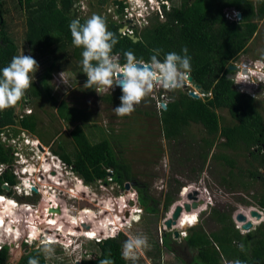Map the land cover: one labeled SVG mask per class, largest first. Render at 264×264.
<instances>
[{
    "label": "trees",
    "instance_id": "16d2710c",
    "mask_svg": "<svg viewBox=\"0 0 264 264\" xmlns=\"http://www.w3.org/2000/svg\"><path fill=\"white\" fill-rule=\"evenodd\" d=\"M93 1L100 7L111 3L115 15L119 17L126 6L119 0ZM171 5L168 12H163V22H159L155 16L142 31L134 29L135 36L140 39L138 42L118 32L121 25L103 16L108 29L118 41L113 52L123 64L126 51L133 52L137 59L148 61L153 49H160V59H163L169 52L181 53L182 49L187 48V54L191 57L192 81L210 97L193 99L179 90L171 92V102L161 101L166 105V110L159 106L156 108L161 135L168 144H175L183 140L189 127L199 126L204 133L200 141L202 164L208 161L209 152L216 149L210 162L219 170L218 185L228 193L248 192L254 183L261 185L262 190L252 199L264 212V117L258 100L234 91L233 82L227 79L229 67L248 54V45L259 32V23L264 19V0H182L179 7L173 6V3ZM230 11L240 13L241 20H229L226 16ZM9 13L15 16L24 14L22 45L32 51L48 48L56 70H65L72 62L82 68V49L73 47L69 30L73 19L79 18L81 23L88 19L80 15L79 0H0V70L10 63L13 56L18 55L19 42L14 41L12 27L6 22ZM86 89L89 93H95L92 89ZM27 94L29 98L42 100L41 91L35 83ZM120 95V89H116L100 99L117 106ZM218 111L227 113L228 123L224 124ZM134 112L148 115V112L136 108ZM38 123L39 115L36 113L15 117L12 108L0 111V131L18 127L23 132L36 134ZM70 136L72 153H68L63 146L52 153L84 185L93 186L100 179L107 182L106 169H111L113 181L120 188L126 183L133 185L140 197L141 207L148 214L159 213L155 202L151 201L146 190L136 184L130 167L124 164L107 137L90 143L79 127L73 129ZM12 154L11 149L0 141V165L10 166ZM239 159L242 163L238 162ZM9 171L5 168L0 174V195L11 194L6 192L3 185L9 188L15 185L14 176ZM173 197L172 194L165 196V212L171 209ZM231 216V213L211 210V218L220 228L210 234L200 227L190 230L185 244L197 255L187 261L174 251L176 258L182 264H264V226L243 236L235 229ZM124 239L121 235L115 240L99 242L95 258L85 259L81 264H103L106 261L128 264L120 254ZM172 243L170 235L164 237L163 245L168 251L173 250ZM32 258H38L39 264H48L45 254L38 249L23 256L19 264H28ZM8 261V247H4L0 251V264H8Z\"/></svg>",
    "mask_w": 264,
    "mask_h": 264
},
{
    "label": "rangeland",
    "instance_id": "374dc122",
    "mask_svg": "<svg viewBox=\"0 0 264 264\" xmlns=\"http://www.w3.org/2000/svg\"><path fill=\"white\" fill-rule=\"evenodd\" d=\"M119 1H123L128 6L133 18L124 17L125 20L121 21L120 17H116L111 3H106L100 7L93 0H79V12L81 16L83 15L86 18L100 13L101 16L110 18L114 23L120 24L122 22V27L126 25V28L129 27V24L134 23L140 31L150 24L148 21L150 17L153 18V15L159 14L157 11L153 14L151 9H149L148 13H143L144 8H134L129 3V0ZM169 1L175 7H179L182 2V0ZM169 8H171L170 4L166 6V10ZM154 9L157 10L158 7L154 6ZM160 11L163 13L162 10ZM6 18H8L6 22L12 27L14 41L19 42L18 55L23 50L25 55H31L39 65L33 83L41 91L42 100L39 99L37 103L27 104V94L15 107H12L15 117L27 115L31 111H37L39 123L36 134L23 132L18 127L0 131V141L13 152V162L10 168L8 166L2 168L0 165V174L5 168L10 170L9 172L14 176L15 185L11 188L6 185H3V187H7L5 189L6 192L9 191L11 193L10 196L14 197L19 204H29L33 209L28 211L29 213L34 212L33 214L27 213L24 215L22 212L19 213L20 219L17 221L18 223L25 216V220L34 221L33 223L44 232L47 228L41 227V222L48 217L46 216L47 208L54 206L61 209L62 212L51 214L52 219L48 220L49 222L52 220L57 222H53L54 224H51L52 228H48L49 231H53L51 237L59 235V238H57L58 240L61 239L59 242H62L59 245L56 244L57 246H51L55 251L51 258L46 257L48 264H81L85 259L95 258L96 254H98V242L85 237L94 238L97 236L98 239L104 240L108 232L109 235L114 234L111 229L116 227L107 226L106 228L103 223L110 224L112 223L110 221H113L119 227H123L121 225L122 222L119 223L117 219L120 216H123L122 221H125L123 223L125 225L123 227L125 237L123 242L128 238L129 234L143 233L148 237L150 247L142 253H138L139 258L135 264H182L176 258L177 254L174 251L178 252L185 260L191 261L197 253L187 249L185 241L181 237L176 240L175 229V231H169L165 227V222L172 213L170 210L165 212L163 209L164 198L167 194H172L174 200L177 201L176 203L184 200V198L181 199V196H179L180 193L177 195L175 191L176 187L178 189L179 184L181 185V190L190 187V189L198 193V199L204 201L202 211L204 209H207V211L200 215L198 225H195L196 227L194 228H203L209 234L220 228L212 220L211 210L231 213L236 229L240 226L235 221L238 215L249 216L251 208L259 210L257 202L252 199V196L262 190L261 185L254 183L248 192L237 191L228 193L222 189L218 185V182H220L219 170L210 162V157L217 152L216 149L209 152L208 161L205 165L202 164L200 141L204 138V133L199 126L189 127L183 140L178 143L168 144L163 139L159 124V113L156 108L158 106L157 102L166 100L170 94L161 93V90L156 86L152 93L136 107L141 112H148L147 116L133 112L129 116L119 117L113 111L118 105L114 106L100 99L103 95L110 92L98 95L97 93L87 92L86 87H83L87 77L77 63L72 62L65 70H56L48 48L32 51L20 43L23 41L25 30L24 14L15 16L9 13ZM162 21L163 19L159 16V22ZM241 60L250 61L251 64L264 60V19L259 23L257 36L248 45V54L244 55ZM251 69H253L252 74L260 77L258 70ZM61 72H64L61 80L65 84L60 81L59 74ZM233 76L238 77L239 75L235 73ZM249 84L253 85L254 90H256L255 99L258 100L260 112H262L264 117V104L262 105L264 102V86L258 87L259 84L254 78L248 80L246 85ZM178 90L182 91L181 88ZM159 93L160 95H158ZM162 97L163 99L161 100ZM217 114L223 118L224 124L228 123L229 119L225 111H218ZM76 127H79L85 133L90 143L100 141L103 136L112 142L116 153L124 164L130 167L136 184L146 190L151 201L155 202V205L152 203L150 205L152 204L158 209V214H145L143 217L141 216V222L135 225L132 221L139 220L140 217L137 215L138 210L136 211V208L128 205L130 200L134 201L129 197L131 196L130 193L125 200L118 202L120 196L125 195V190L116 185L107 184L85 186L76 174L72 173L68 168L65 169L63 163L53 155L52 151L57 150L59 146H63L68 153H72L73 145L70 133ZM34 143L37 145L35 146ZM38 144L44 147L45 151H40L37 148ZM45 157L47 161L43 160ZM238 162L242 163V160L239 159ZM48 164L50 167L52 166L50 170L53 174L48 173ZM56 166L58 169H56ZM50 176L58 177L57 179H60L59 182L62 185L56 186L53 182L51 184H53L54 188L51 187L50 190H46L44 186L42 187L44 182H39L38 180L42 179L43 181ZM28 182L32 184L29 189H26L24 184L28 186ZM129 185L130 187L133 186L132 184ZM32 187L37 189V193L30 197L25 196V189L28 196L30 193H34L31 190ZM75 188H79L80 191L76 192L74 196L72 190H75ZM16 191L17 193L21 192L20 197L17 196ZM127 197L130 199H127ZM8 204L7 206L10 207ZM126 207H128V210L130 209V213L131 211L134 212L128 218L124 215L126 210L123 215L121 214L123 213L122 210L117 211L119 208L126 209ZM20 208L24 209L23 205ZM109 208L112 209L110 213L105 210ZM82 209L84 210L81 211ZM85 210L88 212L86 216L82 214ZM139 211L141 210L139 209ZM18 212L19 209H17ZM36 213L41 214L42 219L38 218ZM184 220L185 217L182 218L180 223L182 224L180 228L183 229L181 233L189 235L190 230L193 228L185 230L183 228ZM253 222L259 225V222L255 220ZM85 226H90L92 229L88 230ZM259 226L254 227V230ZM58 227H61V233H56ZM126 227L130 229L128 230ZM17 230L21 234L20 238L16 236L17 234L4 235V232H0V246L5 245V247H8V264H19L21 258L33 249L40 248L42 250L44 247L40 242L32 246L23 244L24 239H28V231L25 226L21 230L17 226ZM66 233L77 237L74 238L70 234L68 237ZM166 234L171 235L173 250L168 251L163 245V239ZM30 240L32 239L30 238ZM38 241H41V239ZM127 263L132 264L131 261H127Z\"/></svg>",
    "mask_w": 264,
    "mask_h": 264
},
{
    "label": "clouds",
    "instance_id": "9594fccd",
    "mask_svg": "<svg viewBox=\"0 0 264 264\" xmlns=\"http://www.w3.org/2000/svg\"><path fill=\"white\" fill-rule=\"evenodd\" d=\"M164 2H166L168 5L169 0H129V3L134 8H141V9L144 8V10L142 11L143 13H148L149 9L153 11V14L156 13V11L159 12L158 15L157 13L153 15V17L157 16L158 19H159V16L163 19V13H161L160 10H162V12L167 11L166 10L167 5H165ZM122 3L125 4L123 1ZM154 6H157L158 9L155 10ZM125 8H128V6L126 5L124 9ZM231 12L233 14L236 13L237 16L239 15L238 12H234V11H230L228 12V14H230ZM116 17H119V15ZM120 17H121L120 20L123 21L124 12L122 15H120ZM149 19H151V17ZM149 19L148 21H150ZM236 21H240V20H236ZM121 23L122 22H120V25ZM136 28L139 29L137 25H134V23H132V26L131 27L129 26L128 28L122 27L121 25L118 32L124 29L123 33L120 32L121 34L128 35L129 37L130 35L135 36L134 29ZM126 29H129V30L131 29L130 31H132V33L127 32ZM69 30H70V34L72 37L73 47L82 49L81 51L82 59L80 63L82 66V72L87 77L86 82L84 83L83 87L92 89L98 95L105 93V92L111 93L112 91L116 90L115 88L118 87L121 91V95L119 97L120 103L117 107L113 109V111L119 117H125V116L131 115L135 111L136 106L140 105L141 102L150 93H152L154 88L157 86V83H159L162 87L167 88L165 90L160 89L161 93L166 92V94H170L171 92H175V90H178L179 88H181L182 91L180 90L179 91L187 94L189 97H190V94L197 96V99H201L203 97H210V94L207 92H206L207 95H203L202 92L204 91H202L201 89H197L196 87L197 85H195V83L192 81V77L190 75L191 57L188 56L187 54V48L182 49L181 53L169 52L164 55L163 59H160L161 50L153 49L152 50L153 54L150 56L148 61H145L143 59H137L133 52L126 51L123 54L125 62L121 64L120 57L113 52V49L115 45L118 43V41L115 37V34L108 29L106 20L103 16L93 14L91 17L86 19L83 23H81V20L79 18L73 19L69 24ZM246 63L249 65L248 67L246 66ZM230 67L238 68V71H232V72L229 71L230 74L227 75V78H228L229 76H233V74L238 73L239 76L235 77L236 79L234 81H231L233 82V85L235 84L240 85L239 79L240 77H242V79H245L247 82L249 79L251 80V78H254V80L258 82L259 84L258 87L264 86V83L262 82V78H264V60L262 61L260 60L259 62H255L253 64H251L250 61H247V60H240L237 64L235 63L234 65ZM251 68L258 70L260 77H256L254 74H252L253 69ZM38 69H39V65L37 61L31 55H25L22 50L21 54L13 56L10 63L7 66H5L2 70H0V111H4L6 109L15 107L18 104V102H20L23 98L26 97L27 91L32 88V84L35 79V74L38 71ZM243 70H246L248 72L247 75L243 74ZM63 76H64V72H61L59 74V78L61 82H62L61 78ZM189 79H191V81H189ZM62 83L65 84L64 82ZM242 86L248 87V88L251 87L254 92L256 91L254 90L255 88L253 87V85L251 86V84L249 85L243 84ZM158 95H160V93ZM247 95L255 97V93L247 94ZM163 101H165V103H169L171 102V99L168 97L166 100H163ZM1 167L4 168L6 166L1 165ZM106 180H107V177H106ZM101 181H102L101 183L103 184L118 186L113 181V178L110 181L107 180V182H104L103 180ZM82 184L84 183L82 182ZM96 184H99V181H97L95 185ZM126 185H129V184L126 183L124 184L123 188H121L122 190H125L124 191L125 195L120 196L118 202L125 200L127 194L130 193L132 195L133 197L132 200H135V201L134 203H132L130 200L128 202V205L134 206L133 208H136V211L138 210L137 215H139L140 219L132 221L133 223H135V225H138L141 222V216L142 217L144 216V209L141 207L140 197L137 194V192L133 189V187L131 188L130 185H129L130 190L126 191L125 189ZM188 188L190 187L183 188L182 190L181 188H179L178 189L179 191L177 190L175 191L177 192V195H179L180 193L179 196H181V199H183L182 192ZM175 189H177V187ZM190 191L191 192H189L184 197V200L179 201V203H176L177 201L174 200L173 205L170 207L171 208L170 211L172 214L175 210V207L182 206V204H189V205L192 204V202L191 203L187 202V199H186L188 195H192L194 192V190L192 189H190ZM26 195L28 196L27 193ZM17 196L20 197L21 192H18ZM197 196H198V193H197ZM197 196L196 198L198 199ZM2 197L9 201L14 202V204L17 205V207H20L21 205H23V207L24 206L31 207L29 204H26V205L23 203L19 204V202H17L14 197H11L8 194L0 195V198ZM199 201H203V200L198 199L197 202ZM137 207H139L141 211H139ZM202 208H204L203 204L200 205L196 211H194V213L198 212V222H199L200 215H202L203 213H205V211H207V209L206 210L204 209L203 211L200 212V209ZM83 210L84 209H82L81 211ZM129 210H126L125 212L126 214H124L126 215V218H128V214L130 213ZM252 211H256L259 214H261L262 216L261 220L258 221L257 219L252 218L250 216V213ZM250 213H249V216H246L244 214H240V215H244L247 218V222H251L254 227L260 225L258 227L260 228L264 226L263 224L264 223V212L263 211H261L260 209L258 210V209L251 208ZM172 214L171 216H169V219L166 222H168L171 219ZM121 218H123V216H121ZM254 220L259 222V225H255V223L253 222ZM47 222L49 221L44 222L43 225H45V223ZM198 222H197V225H198ZM179 223L176 227H179ZM236 223L238 222L236 221ZM238 224L240 226L237 229L235 227V229L238 230L240 234L243 236H246L252 231H255L256 229H258L256 228L254 230V227H253L252 230L245 231L243 230V226L245 224L244 223H238ZM121 225H123V227L125 226L123 223ZM25 226H29V223L28 222L25 223ZM123 227L118 226L116 228H112L111 231L114 234L109 235V232H108V235L106 234L105 236L106 238L104 237V240L98 239L97 236L95 238H89L87 236L86 237L84 236V237L92 241H97L98 243L102 241L115 240V239H118L121 235L124 236ZM176 227H173L171 231H173L174 228ZM48 228H52V225ZM48 228L44 232L41 233L42 235H40V238L34 239V240L33 239L30 240L31 233L30 231H28L30 234L27 237L28 239H24L23 244L32 246L33 244L40 242L41 245H44L42 249L43 254H45L47 258H51L55 250L50 245L57 246L59 245V242H56L55 240L53 241L50 240L51 238L48 237V233L50 232ZM192 228H189V230ZM127 229L129 230L130 228H127ZM57 230L59 232V228H57ZM175 230H176V233L179 234L178 239L181 237L185 241L188 238L189 235L187 233L182 234L181 229H178V230L175 229ZM167 235L168 234H166L165 237ZM70 236L74 238L77 237L74 235H70ZM39 239H41V241H38ZM4 247L5 245L0 246V251ZM149 247L150 245L148 242L147 235L143 233L129 234L128 238L121 245V253H120L121 258L124 259L125 261H131L132 264H135V262L139 258L138 253H142L144 250L148 249ZM38 251H41V249H38ZM28 264H39V260L38 258H32L29 260ZM103 264H111V261L103 262Z\"/></svg>",
    "mask_w": 264,
    "mask_h": 264
},
{
    "label": "bare ground",
    "instance_id": "6f19581e",
    "mask_svg": "<svg viewBox=\"0 0 264 264\" xmlns=\"http://www.w3.org/2000/svg\"><path fill=\"white\" fill-rule=\"evenodd\" d=\"M240 85L242 86L243 84L244 85H246V80L245 79H242V77H240ZM27 143V142H26ZM35 144V146L37 145L36 143H34ZM40 144H38V146H39ZM41 146V145H40ZM42 147V146H41ZM43 148V150L45 151V149H44V147H42ZM46 156V155H45ZM48 167H47V169H48V173H50V169H51V167L49 166V164L47 165ZM58 169V168H57ZM26 172V171H25ZM44 172V171H43ZM56 173V172H55ZM50 174H53V173H50ZM36 175V174H35ZM49 176V175H48ZM42 177V176H41ZM45 178V177H44ZM58 177H53V176H50V177H46L45 178V180H43L42 181V179H40V180H38L39 182H44V183H42V187L44 186L45 188H46V190H50L51 189V187H53L52 185L53 184H51V183H53L54 182V184L56 185V186H60V185H62V184H60V182H59V180L60 179H57ZM49 180H50V182H49ZM31 182H28V186H26L25 184H24V187H26V189H29L30 188V186H31ZM50 185V186H49ZM54 188V187H53ZM78 190H79V188H76L75 189V191H69V192H72V194L75 196V194H76V192H78ZM189 192H191L190 191V188H188V189H185L183 192H182V197H185V196H183V195H187ZM127 195H129V194H127ZM129 197H131L132 199H133V197H132V195L131 196H129ZM129 197H127V199H130ZM6 201H7V203H9L8 205L10 206V207H8L7 206V203H6ZM135 201V200H134ZM134 201H131L132 203H134ZM2 204V205H1ZM6 207H4V206ZM106 205V204H105ZM0 206H1V210H0V232L2 231V232H4V235L6 234H17L16 236H18V238H20L19 236L21 235V234H19V231L17 230V226H18V229L19 230H21V228L23 227V226H25V223H29V226H25V228H26V230L27 231H30V233H31V235H30V238L31 239H38V238H40V235H42L41 233L43 232V231H41L33 222L34 221H32V222H30V220H25V216L23 217V219H22V221L20 222V223H18L17 221L20 219V217H19V213H21L22 212V214L24 213V215L25 214H27V213H29L28 211H31V210H33L31 207H26V206H24V209H21L20 207H17V205H15L14 204V202H12V201H9V200H6L5 198H0ZM130 206V205H129ZM128 206V207H129ZM17 207V208H16ZM128 207H126V209L125 208H119V210H117V211H120V210H122L123 211V213H121L122 215L124 214V211L125 210H128ZM130 207H134V206H130ZM17 209H19V212L17 213ZM3 210V211H2ZM106 210V212H108V213H110V212H112V209H105ZM174 210V209H173ZM60 211H61V209H59L58 207H54V206H50V207H48L47 208V211H46V216H48L47 217V219H45V220H49V219H52V217H51V214H53V213H57V212H59L60 213ZM202 211V209H200V212ZM62 212V211H61ZM133 211H131V213H132ZM34 212H32V213H29V214H33ZM86 213H88V212H86V210L84 211V212H82V214L84 215L85 214V216L87 215ZM82 214H81V216H82ZM134 214V212L131 214V215H133ZM193 214H196L195 215V221L196 222H198V212H191V213H184V215H183V217L185 216V215H188V216H190V215H193ZM90 215V214H89ZM129 215L130 214H128V217H129ZM28 216V215H27ZM26 216V217H27ZM92 216V215H91ZM121 217V216H120ZM120 217H118L117 219H118V222L120 223V222H122V223H125V221L123 222L122 220H123V218H121V219H119ZM182 217V218H183ZM192 216H190V217H188V218H191ZM131 218H132V216H131ZM182 218H181V220H180V222L182 221ZM42 221L41 223H42V225H41V227H46V228H48V227H50L51 226V224H54L53 222H55V223H57L55 220H52L51 222H47V223H45V225H43V223L44 222H46V221ZM126 220H128V219H126ZM191 220V223H192V221H193V219L191 218L190 219ZM36 221L37 222H39V220L38 219H36ZM107 221V220H106ZM110 222H112V223H110V224H105V223H103V226L105 225V227L107 228V226L108 227H112V225H114V223H113V221H110ZM102 223V222H101ZM121 223V224H122ZM97 224V223H96ZM185 223H183V225H184ZM181 225L182 224H180L179 223V227H176V228H174V229H181L182 231H183V229L182 228H180L181 227ZM197 225V224H196ZM256 225V224H255ZM116 227H118V225L116 226ZM59 228V232L61 233V231H62V229H61V227H58ZM190 228V227H189ZM189 228H186V229H189ZM192 228V227H191ZM92 228H90V229H88V230H91ZM173 229V228H172ZM185 229V230H186ZM49 230V229H48ZM56 232H58V230L56 231ZM22 233V232H21ZM28 234H27V237L29 236V232H27ZM52 233H53V231H50V234H48V237L49 238H51L50 240L51 241H53V240H55L56 242H59L60 240H58V236L59 235H57V237L54 235L53 237H51V235H52ZM69 234L70 233H66V236H68L69 237ZM70 235H72V234H70ZM15 236V235H14ZM79 236V235H78ZM63 237V236H62ZM87 237H89L90 238V236H87ZM22 238V237H21ZM92 238V237H91ZM95 238V237H94ZM68 239V238H67ZM14 240H15V238H14ZM19 240V239H18ZM21 240V239H20ZM59 243H62V242H59Z\"/></svg>",
    "mask_w": 264,
    "mask_h": 264
},
{
    "label": "water",
    "instance_id": "95a60500",
    "mask_svg": "<svg viewBox=\"0 0 264 264\" xmlns=\"http://www.w3.org/2000/svg\"><path fill=\"white\" fill-rule=\"evenodd\" d=\"M230 14L233 15L232 12ZM238 14L239 15L238 16L236 15V18H237V20H241V18H242L241 17V14L240 13H238ZM123 31H124V29L120 30L119 32L123 33ZM130 38L133 39L134 42H138L140 40L138 37H135L134 35H130ZM246 66L248 67L249 65L246 63ZM229 71H231V72L232 71H238V68H236V67H230L229 68ZM247 73L248 72L246 70H243V74L244 75H247ZM227 79L230 80V81H234L236 78L234 76H229ZM189 81H191V79H189ZM262 82L264 83V78H262ZM196 87H197V89H200V87H198V86H196ZM232 89L234 91H239V92H242V93H245V94H254L255 93L251 87L248 88V87L241 86L239 84L233 85ZM202 94L203 95H207L206 92H202ZM190 97L193 98V99H197V96H195L193 94H190ZM161 108L163 110H166V106L164 104H161ZM37 148L40 151H43V148L40 145ZM3 188L4 189H7L6 186H4ZM125 189H126V191L130 190L129 185H126ZM31 190L34 193L37 192V190L34 187H32ZM196 196H197V193L196 192H193L192 195H188L186 197L187 201L192 202L191 205H189V204H182V206L175 207V210H174V212L172 214L171 219L168 222L165 223V225H166V227H167L168 230H171L173 227H176L178 225V223L181 220V218L184 215V213H191L193 211H196L199 208V206L203 204V201L197 202L198 199L196 198ZM36 215H37L38 218H41L42 219V215L41 214H38L37 213ZM250 216L252 218L257 219L258 221L261 220V218H262L261 214H259L256 211H252L250 213ZM236 221L238 223H244L245 224L243 226V230H245V231H250L254 227L251 222H247V218L244 215H238L236 217ZM85 227L87 229L90 228V226H88V227L85 226ZM178 237H179V234L178 233H175V238L178 239Z\"/></svg>",
    "mask_w": 264,
    "mask_h": 264
},
{
    "label": "flooded vegetation",
    "instance_id": "af4514ba",
    "mask_svg": "<svg viewBox=\"0 0 264 264\" xmlns=\"http://www.w3.org/2000/svg\"><path fill=\"white\" fill-rule=\"evenodd\" d=\"M168 4L171 5L172 3L169 1ZM171 6H172V5H171ZM170 9H171V8H169L167 11H169ZM149 20H150V19H149ZM164 20H165V19H164ZM121 25H122V24H121ZM128 26L131 27L132 24H129ZM123 27H126V25H123ZM119 29H120V28H119ZM27 96H28V95H27ZM25 101H26V100H25ZM38 101H39L38 99H36V98H33V99H32V98H29V96H28V100L26 101V103H27V104H28V103H32V102H34V103L36 102V103H37ZM34 113H36L37 115H39V114L37 113V111H36V112H35V111H31V113H30L29 115L34 114ZM18 117H22V115H20V116H18ZM57 134H58V132H57ZM43 160L45 161V160H46V157H45V159H43ZM48 160H49V159H48ZM46 161H47V160H46ZM8 168H10V166H8ZM8 168H7V169H8ZM56 169H57V166H56ZM44 170H45V169H44ZM39 172H40V171H39ZM42 172H43V171H42ZM42 172H41V173H42ZM50 173H51V171H50ZM131 187H132V186H131ZM75 189H76V188H75ZM36 190H37V189H36ZM72 191H75V190L73 189ZM79 191H80V189L78 190V192H79ZM25 192H26V191H25ZM26 193H27V192H26ZM26 193H25V196H27ZM36 193H37V192H36ZM33 194H34V193H30L29 196H27V197H30V196H32ZM183 196H186V195H183ZM183 198H184V197H183ZM145 214H148V213L144 210V215H145ZM130 215H131V213H130ZM195 215H196V214H193V215H190V216H192L191 218L193 219V217H195ZM190 216H188V215H185V216H184V217H185V220H184V223H185V224L183 225V228H185V229H186V228H189V227H190V228H191V227H194V226L197 224V222L195 221L196 218L193 219V221H192V223H191V220H190L191 218H188V217H190ZM181 222H182V221H181ZM181 222H180V223H181ZM116 226H117L116 223H114V225H112V227H116ZM21 259H22V258H21ZM230 264H231V263H230Z\"/></svg>",
    "mask_w": 264,
    "mask_h": 264
},
{
    "label": "built area",
    "instance_id": "2783aa9c",
    "mask_svg": "<svg viewBox=\"0 0 264 264\" xmlns=\"http://www.w3.org/2000/svg\"><path fill=\"white\" fill-rule=\"evenodd\" d=\"M164 4L165 5H167V3L166 2H164ZM124 17L125 18H129V19H131V18H133V15H132V13L128 10V8H125L124 9ZM229 20H237V18H236V13H234L233 15H231V14H227V16H226ZM125 20V19H124ZM131 30V29H130ZM129 29H126V31L127 32H129V33H132V31H130ZM157 87H158V89H162V90H165V89H167V88H165V87H162L159 83H157ZM116 89H119L118 87L116 88ZM163 99V97L161 98V100ZM158 103V102H157ZM160 104H162L161 102L158 104V106L161 108V105ZM107 173H108V175L106 176L107 177V180L108 181H110L111 179H112V170L111 169H107ZM99 181V184H103V183H101L102 181L101 180H98Z\"/></svg>",
    "mask_w": 264,
    "mask_h": 264
},
{
    "label": "snow or ice",
    "instance_id": "6c2138e0",
    "mask_svg": "<svg viewBox=\"0 0 264 264\" xmlns=\"http://www.w3.org/2000/svg\"><path fill=\"white\" fill-rule=\"evenodd\" d=\"M193 219H195V217H193Z\"/></svg>",
    "mask_w": 264,
    "mask_h": 264
}]
</instances>
